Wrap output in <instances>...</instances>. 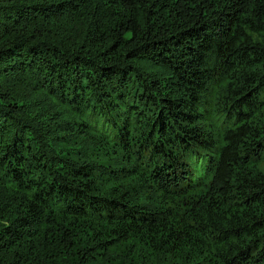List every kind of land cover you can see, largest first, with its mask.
Returning <instances> with one entry per match:
<instances>
[{
  "label": "trees",
  "instance_id": "16d2710c",
  "mask_svg": "<svg viewBox=\"0 0 264 264\" xmlns=\"http://www.w3.org/2000/svg\"><path fill=\"white\" fill-rule=\"evenodd\" d=\"M0 264H264V0H0Z\"/></svg>",
  "mask_w": 264,
  "mask_h": 264
}]
</instances>
